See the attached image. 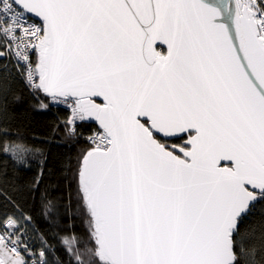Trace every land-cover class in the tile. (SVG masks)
Masks as SVG:
<instances>
[{"label": "snow or ice", "instance_id": "snow-or-ice-1", "mask_svg": "<svg viewBox=\"0 0 264 264\" xmlns=\"http://www.w3.org/2000/svg\"><path fill=\"white\" fill-rule=\"evenodd\" d=\"M86 137V228L49 237L0 170V264H264V0H0V79ZM3 137H13L8 131ZM17 170L34 148L0 142ZM39 193L55 220L56 190ZM90 245V246H89Z\"/></svg>", "mask_w": 264, "mask_h": 264}, {"label": "trees", "instance_id": "trees-1", "mask_svg": "<svg viewBox=\"0 0 264 264\" xmlns=\"http://www.w3.org/2000/svg\"><path fill=\"white\" fill-rule=\"evenodd\" d=\"M37 107L32 94L18 78L8 77L7 84L0 79V133L8 131L13 137L22 138L35 151L29 167L23 170H17L13 161L0 152V170L7 171L12 177L11 183L15 185L8 194H15L26 203L39 220L37 227L49 237L64 236L68 234V229H72L83 241L86 219L78 203L76 172L80 155L87 147L86 137L95 124L85 123L76 136H69L60 126L68 114L66 109L51 106L46 111H40ZM13 137L0 136V142L12 143ZM41 172L40 193H51L55 189L56 203L61 205L55 220L41 216L39 193L29 194L33 179ZM0 191L3 189L0 188ZM262 226L264 203L257 204L253 214L242 225L243 230L250 232L252 245L257 251ZM54 246L58 249L57 257L63 264H68L71 257L66 256L58 244Z\"/></svg>", "mask_w": 264, "mask_h": 264}, {"label": "built area", "instance_id": "built-area-1", "mask_svg": "<svg viewBox=\"0 0 264 264\" xmlns=\"http://www.w3.org/2000/svg\"><path fill=\"white\" fill-rule=\"evenodd\" d=\"M55 107H61V108H64V109H66L68 111V109L66 107H64L63 105H57ZM69 136H72V135H69Z\"/></svg>", "mask_w": 264, "mask_h": 264}]
</instances>
